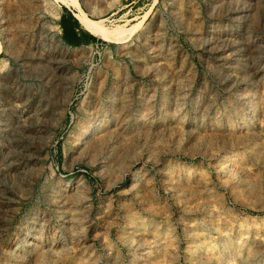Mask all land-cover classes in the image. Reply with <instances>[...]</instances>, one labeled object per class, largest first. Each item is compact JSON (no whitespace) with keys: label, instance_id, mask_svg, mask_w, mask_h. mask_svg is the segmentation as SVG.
<instances>
[{"label":"rangeland","instance_id":"374dc122","mask_svg":"<svg viewBox=\"0 0 264 264\" xmlns=\"http://www.w3.org/2000/svg\"><path fill=\"white\" fill-rule=\"evenodd\" d=\"M79 3L0 0V264H264V0Z\"/></svg>","mask_w":264,"mask_h":264},{"label":"bare ground","instance_id":"6f19581e","mask_svg":"<svg viewBox=\"0 0 264 264\" xmlns=\"http://www.w3.org/2000/svg\"><path fill=\"white\" fill-rule=\"evenodd\" d=\"M58 1H60V2H62V1H64V0H58ZM68 1H70L72 4H73V6L74 7H76L77 8V10L78 11H81V13L79 14V15H76V19L79 21V23L81 24V26L86 30V31H88V32H90L91 34H93V35H95V36H103L104 34H103V30H102V24H101V22L99 23V22H96V21H93V20H91L89 17H87V15L84 13V12H82L83 10H82V8H81V6H80V3H79V0H68ZM7 3V2H6ZM235 12H237L236 10H234ZM245 11V10H244ZM1 19H3V18H1ZM4 19H5V17H4ZM256 20V19H255ZM4 23V21H1V23ZM6 22V21H5ZM2 23V24H3ZM7 23V22H6ZM5 24V23H4ZM52 26V25H51ZM109 30V29H108ZM108 32V31H107ZM113 32V31H112ZM114 33V32H113ZM105 36H108V35H105ZM116 37V36H115ZM118 38V37H117ZM51 39H53L56 43H58V44H61L62 42H61V40L59 39V37H58V34L57 33H54L53 35H52V38ZM222 40H220L218 43H220L219 44V46H218V52H222L223 50H224V47H223V45H221L222 44ZM213 44V43H212ZM253 44V43H252ZM56 48V47H55ZM66 49V48H65ZM65 52V51H64ZM158 56H156V58H157ZM51 58V57H50ZM45 59V58H44ZM49 61V60H48ZM52 61V60H51ZM46 63V62H45ZM57 63V62H56ZM50 65V64H49ZM150 65V64H149ZM46 66V65H45ZM55 67H57L56 65H55ZM0 70L1 71H3L4 72V70H5V65H2V66H0ZM182 72V71H181ZM259 71H256L255 70V74H257ZM262 73V72H261ZM172 78H173V74H172ZM176 79H177V77H176ZM176 82H178V80L177 81H175L174 83H176ZM184 93V92H183ZM183 93H182V95H183ZM175 97H177V95L175 94ZM181 97V96H180ZM125 103V102H124ZM16 124V123H15ZM28 124V123H27ZM16 126V125H15ZM115 127V126H114ZM107 131V130H106ZM235 132V131H234ZM216 134V133H215ZM220 136L219 137H221V134H219ZM112 136V135H111ZM213 136H215V135H213ZM215 137H217V136H215ZM210 138V137H209ZM222 138V137H221ZM237 139V138H236ZM214 140V139H213ZM222 140V139H221ZM205 141V140H204ZM208 141V140H207ZM215 141V140H214ZM213 143V142H212ZM217 143V142H216ZM245 143V142H244ZM208 145V144H207ZM111 148V147H110ZM108 150V149H107ZM33 153V152H32ZM215 153V152H214ZM212 154V153H211ZM23 156V155H22ZM215 158V157H214ZM229 160H231V159H229ZM235 162V161H234ZM228 163V162H227ZM223 164H225V163H223ZM229 164H232V163H229ZM239 164V163H238ZM235 165V163L233 164V166ZM228 166V165H227ZM216 169H217V173H220V172H222L224 169H225V167L224 166H221V164L220 163H218L216 166ZM229 167V166H228ZM235 169H236V165H235ZM226 171V170H225ZM232 171V170H231ZM233 172V171H232ZM232 174V173H231ZM230 175V174H229ZM232 176V175H231ZM264 184V183H263ZM179 187V186H178ZM191 190V189H190ZM53 201V200H52ZM81 202V201H80ZM4 208V207H3ZM5 209H6V207H5ZM42 227V226H41ZM135 227V226H134ZM131 230V229H130ZM135 231V230H134ZM132 232V231H131ZM141 232V231H140ZM137 234H138V232H137ZM132 236H134V235H132ZM140 237V236H139ZM37 236H36V234L35 235H31V237H30V239H26V243H27V245L29 246V247H34V249L33 250H37L38 249V244L36 243L37 242ZM136 238V237H135ZM36 241V242H35ZM37 244V245H36ZM40 245V244H39ZM53 250V249H52ZM41 251V250H40ZM37 253V252H36ZM35 254V253H34ZM38 256H40V257H42L43 258V256H44V254L42 253V254H40L39 255V253H38Z\"/></svg>","mask_w":264,"mask_h":264},{"label":"crops","instance_id":"0c3cea01","mask_svg":"<svg viewBox=\"0 0 264 264\" xmlns=\"http://www.w3.org/2000/svg\"><path fill=\"white\" fill-rule=\"evenodd\" d=\"M70 15L75 17V11L66 7H61V16L68 18ZM76 18V17H75ZM79 22V21H78ZM80 24V23H79ZM63 34V32H62ZM74 41L77 46L71 47H93L98 44L99 38L86 31L80 24V26L74 27ZM96 38V39H95ZM67 45V44H66ZM70 46V45H68Z\"/></svg>","mask_w":264,"mask_h":264},{"label":"trees","instance_id":"16d2710c","mask_svg":"<svg viewBox=\"0 0 264 264\" xmlns=\"http://www.w3.org/2000/svg\"><path fill=\"white\" fill-rule=\"evenodd\" d=\"M60 26L63 32L62 34L63 41L67 45L77 46L75 42H73L74 41L73 36H74V27L80 26L78 20L73 15H70L68 18H64V16H61Z\"/></svg>","mask_w":264,"mask_h":264}]
</instances>
